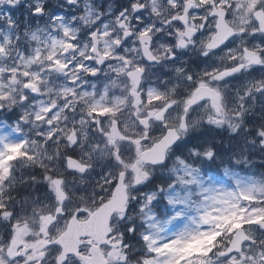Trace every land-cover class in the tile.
<instances>
[{"label":"snow or ice","instance_id":"6c2138e0","mask_svg":"<svg viewBox=\"0 0 264 264\" xmlns=\"http://www.w3.org/2000/svg\"><path fill=\"white\" fill-rule=\"evenodd\" d=\"M0 264H264V0H0Z\"/></svg>","mask_w":264,"mask_h":264}]
</instances>
